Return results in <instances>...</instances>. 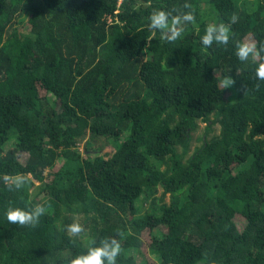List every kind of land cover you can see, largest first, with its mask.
<instances>
[{
  "label": "trees",
  "instance_id": "16d2710c",
  "mask_svg": "<svg viewBox=\"0 0 264 264\" xmlns=\"http://www.w3.org/2000/svg\"><path fill=\"white\" fill-rule=\"evenodd\" d=\"M118 3L0 0V264H69L105 238L116 264H264V0ZM154 11L181 18L176 41L149 28ZM213 22L230 24L227 45L201 43ZM37 205L36 227L8 222Z\"/></svg>",
  "mask_w": 264,
  "mask_h": 264
},
{
  "label": "clouds",
  "instance_id": "9594fccd",
  "mask_svg": "<svg viewBox=\"0 0 264 264\" xmlns=\"http://www.w3.org/2000/svg\"><path fill=\"white\" fill-rule=\"evenodd\" d=\"M123 0H119L118 6L121 5ZM186 7H191V5H185ZM237 16L233 14L230 18V24L237 22ZM150 29H166L170 35L166 37L168 42L176 41L184 29L179 28L178 25L181 24L180 17H173L171 24L168 21V14L164 11H154L149 17ZM183 20L189 23L195 21V16L192 12L185 13ZM230 24L220 23L217 27L216 25H208L205 34L201 38V43L206 47H211L213 39L217 42L227 45L229 41V30ZM215 34V35H214ZM236 55L240 61H246L250 54H253L256 49L255 43H237ZM261 79H264V74L258 73ZM235 81L228 77L223 81V87L228 88L234 85ZM23 175H17L15 177L4 176L5 186L10 190L8 186V180L13 179L16 189H20L24 186L25 182L22 179ZM45 208L43 205H37L33 210L26 211L18 207H9L6 211V217L9 223L19 224L20 226H30L36 227L39 223V218L44 215ZM84 227L79 223L74 221L72 224L67 226V232L71 236H79L84 233ZM122 235V234H121ZM110 239V242H109ZM102 246L90 247L86 253L74 256L69 264H116L118 255L121 252V243L115 238H105L101 241Z\"/></svg>",
  "mask_w": 264,
  "mask_h": 264
},
{
  "label": "rangeland",
  "instance_id": "374dc122",
  "mask_svg": "<svg viewBox=\"0 0 264 264\" xmlns=\"http://www.w3.org/2000/svg\"><path fill=\"white\" fill-rule=\"evenodd\" d=\"M203 7H205V9L207 10V11H205V13L208 16L209 13H210V7L208 5H204ZM213 25H216V24L213 22ZM24 31H25V29H24ZM206 130H207L206 124L203 123V122H200L197 131L193 134L194 140H193V142L191 144V148H190L189 152L185 156V159H187L193 153L195 147L200 146L201 143L198 142V141H196V138L199 137V136H201V135H203L206 132ZM218 134H219V127L217 125H215L213 127V131L211 132L210 135L212 136V135H218ZM85 145H86V142H83L81 144V149L83 151H85ZM113 152H114L113 146L112 147L109 146V147H106L104 149V152L103 153H104V155L106 157H110ZM179 153H182V150L181 149H179ZM161 169H165V166H162ZM49 174H50L49 171H47V175H49ZM52 180H53V177L52 176H49V178L47 179V182H52ZM37 185H40V184L37 182ZM162 193H163V189L159 187L158 190H157V193L153 197H151L149 199H146V195H148V193L146 195H142L141 198H139V200L137 201V206H140V207L143 206L142 208L143 209L145 208L147 210L150 207V203L152 201V198H154V197L161 198ZM45 200H46V195H43L39 199V202L40 201L43 202ZM162 203H166V204H169L170 203V195L169 194H167L164 197V200H163ZM233 221L236 223V226L240 230H243L242 228L246 225L245 219L242 216H240V215H236ZM136 256H137V263L138 264H145V256L143 254H141V253L139 254L138 253Z\"/></svg>",
  "mask_w": 264,
  "mask_h": 264
}]
</instances>
